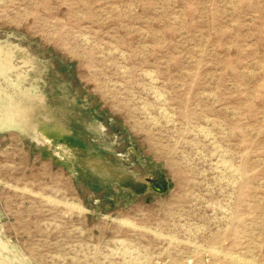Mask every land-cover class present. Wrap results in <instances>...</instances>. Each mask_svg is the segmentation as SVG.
Here are the masks:
<instances>
[{
	"label": "rangeland",
	"instance_id": "obj_1",
	"mask_svg": "<svg viewBox=\"0 0 264 264\" xmlns=\"http://www.w3.org/2000/svg\"><path fill=\"white\" fill-rule=\"evenodd\" d=\"M0 264H264V0H0Z\"/></svg>",
	"mask_w": 264,
	"mask_h": 264
},
{
	"label": "water",
	"instance_id": "obj_2",
	"mask_svg": "<svg viewBox=\"0 0 264 264\" xmlns=\"http://www.w3.org/2000/svg\"><path fill=\"white\" fill-rule=\"evenodd\" d=\"M147 182L152 186V189L156 192H162L165 189L164 184L158 180L147 179Z\"/></svg>",
	"mask_w": 264,
	"mask_h": 264
},
{
	"label": "bare ground",
	"instance_id": "obj_3",
	"mask_svg": "<svg viewBox=\"0 0 264 264\" xmlns=\"http://www.w3.org/2000/svg\"><path fill=\"white\" fill-rule=\"evenodd\" d=\"M148 75H149V74H148ZM151 80H152V79H151ZM157 94H159V93H157ZM155 95H156V94H155ZM160 95H161V94H160ZM158 99H159V98H158ZM162 100H163V98H162ZM163 101H164V100H163ZM160 108H162V107H160ZM158 110H159V109H158ZM160 112H161V111H160ZM164 112H166V111H164ZM166 113H167V112H166ZM160 114H161V113H160ZM163 114H164V113H163ZM164 116H165V115H164ZM167 116H168V115H167ZM164 119H165V118H164ZM200 130H202V129H200ZM202 131H203V130H202ZM199 132H200V131H199ZM207 134H208V133H207ZM207 134H206V135H207ZM203 135H204V134H203ZM208 136H209V135H208ZM210 140H211V139H210ZM222 162H223V161H222ZM222 162H221V163H222ZM224 163L227 164L226 161H225ZM221 166H222V164H221ZM221 166H220V167H221ZM226 166H227V165H226ZM228 167H229V166H228ZM222 168H223V167H222ZM225 169H228V168H224L223 171H224ZM230 169H233V170H234L233 167L230 168ZM230 169H229V171H230ZM229 171H228V172H229ZM235 171H236V169H235ZM222 173H223V172H222ZM234 173H235V172L233 171L232 174H234ZM220 174H221V171H220ZM232 174H230V175H232ZM237 174H238V173H237ZM221 177H222V176H221ZM221 177H220V178H221ZM230 177H231V176H230ZM224 178H225V177H224ZM221 180H222V179H221ZM223 180H224V179H223ZM225 181H226V178H225ZM225 181H224V182H225ZM228 181H230V180L228 179ZM233 182H234V181H233ZM233 182H232V183H233ZM227 183H228V182H227ZM232 183H231V185H232ZM234 183H235V182H234ZM229 185H230V183H229ZM233 185H234V184H233ZM233 185H232V186H233ZM226 186H227V185H226ZM232 186H231V187H232ZM73 205H74V204H73ZM123 256H124V255H123ZM129 257H130V256H129ZM129 257H128V258H129ZM231 258H232V257H230V259H231ZM133 259H135V257H134ZM133 259H131V260H133ZM126 260H127V259H126ZM129 260H130V258H129ZM131 260H130V261H131ZM233 260H234V259H233ZM235 260H236V259H235ZM235 260H234V261H235ZM130 261H129V262H130ZM127 262H128V260H127ZM131 262H132V261H131ZM133 262L136 263V261H133ZM137 262H138V260H137ZM243 262H244V261H243ZM245 262H246V261H245ZM246 263H249V262H246Z\"/></svg>",
	"mask_w": 264,
	"mask_h": 264
},
{
	"label": "flooded vegetation",
	"instance_id": "obj_4",
	"mask_svg": "<svg viewBox=\"0 0 264 264\" xmlns=\"http://www.w3.org/2000/svg\"><path fill=\"white\" fill-rule=\"evenodd\" d=\"M153 180H156V179H153ZM158 181H160V180H158ZM161 182V181H160ZM148 183V182H147ZM150 185V184H149ZM151 186V185H150ZM152 187V186H151Z\"/></svg>",
	"mask_w": 264,
	"mask_h": 264
}]
</instances>
